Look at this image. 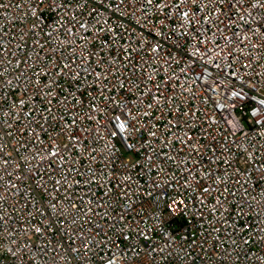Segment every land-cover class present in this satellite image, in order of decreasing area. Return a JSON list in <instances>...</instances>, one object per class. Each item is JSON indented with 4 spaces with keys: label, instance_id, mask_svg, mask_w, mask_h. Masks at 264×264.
<instances>
[{
    "label": "built area",
    "instance_id": "2783aa9c",
    "mask_svg": "<svg viewBox=\"0 0 264 264\" xmlns=\"http://www.w3.org/2000/svg\"><path fill=\"white\" fill-rule=\"evenodd\" d=\"M0 264H264V0H0Z\"/></svg>",
    "mask_w": 264,
    "mask_h": 264
}]
</instances>
